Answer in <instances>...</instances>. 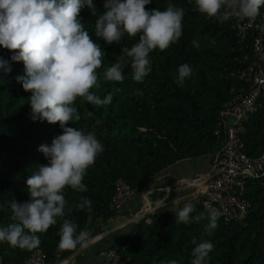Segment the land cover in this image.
Wrapping results in <instances>:
<instances>
[{"label": "trees", "instance_id": "1", "mask_svg": "<svg viewBox=\"0 0 264 264\" xmlns=\"http://www.w3.org/2000/svg\"><path fill=\"white\" fill-rule=\"evenodd\" d=\"M104 2L93 0L97 16L86 6L79 18L104 51L102 66L96 70L98 86L89 91L101 100L111 94L112 100L97 106L77 97L73 106L81 119L67 125L85 133L94 132L104 151L86 171L82 181L86 192L66 186L65 216L57 217L56 224L46 233L37 234L40 245L28 250L0 242V264H23L36 249L45 253V264L67 258L77 247L59 248L63 219L77 223L78 232L87 230L90 236L102 233L105 222L118 211L112 198L119 178L135 190L178 160L206 155H215L217 163L220 160L225 142L223 104L238 94L244 84L236 71L252 61L250 44L255 33L250 30L245 39H238L233 17L220 22L217 17L201 14L195 0H151L145 6L147 10L163 11L169 4L183 9L182 36L166 50L156 49L149 54L152 71L142 82L133 79L130 62L123 66L122 82L106 81L103 74L118 60L121 48L138 43L140 33L134 37L125 34L113 44L96 37L94 24L106 11ZM12 55L13 51L0 46V59L11 67L10 72L0 69V227L13 222L9 202L29 199L26 180L39 165L47 163L38 147L50 145L55 136L62 134L58 122L50 124L31 118V93L17 81L18 76L25 74L24 64L12 61ZM183 64L190 66L191 75L178 85V67ZM257 104L255 111L247 113L239 134L248 157L264 151V93ZM215 130L219 133L215 134ZM165 194V190L152 192L150 209ZM82 196L90 199L91 213L77 208ZM242 198L249 203L245 217L226 221L220 215L210 235L205 231L208 207L196 199L192 202L195 210L190 213V223H177L175 210H154L137 220L122 244L113 248L122 257H129L127 264H166L170 260L192 264L196 244L207 240L214 248L203 264H264V170L246 179ZM201 213L204 219H192Z\"/></svg>", "mask_w": 264, "mask_h": 264}, {"label": "clouds", "instance_id": "2", "mask_svg": "<svg viewBox=\"0 0 264 264\" xmlns=\"http://www.w3.org/2000/svg\"><path fill=\"white\" fill-rule=\"evenodd\" d=\"M151 0H105L106 11L95 20V36L107 44L119 43L121 38L136 36L139 42L131 48L122 47L115 63L104 72L106 81L122 82L123 66L130 62L133 79L142 82L152 71L149 54L156 49L166 50L182 36V8L169 4L163 11L146 9ZM196 9L208 17H217L220 22L234 16L255 18L264 6V0H195ZM87 6L93 16L97 10L93 0H0V46L13 51L11 60L22 61L24 75L18 76L26 92L32 119L59 123L62 134L55 136L51 144H41L38 151L47 159L26 180L29 199L23 203L10 201L12 223L0 227V242L12 247L34 249L41 243L38 233H46L56 224L57 217L65 216L67 200L64 189L70 186L78 192H86L82 183L87 169L95 163L104 146L92 131L67 126L81 119L73 106L77 97L101 106L112 100L109 94L101 100L89 90L98 86L97 69L102 66L104 51L95 43L81 22L80 12ZM196 47L199 44L193 41ZM127 58V59H126ZM0 69L10 72L8 61L0 59ZM191 75L187 64L178 67L176 83L182 84ZM119 91V89H115ZM184 202L183 207L179 205ZM176 222L190 223L194 204L183 197L173 201ZM79 209L92 212L91 201L80 197ZM220 212L208 208V224L205 231L210 235L217 227ZM203 213L195 221L204 219ZM78 224L63 219L59 230V248L86 247V233L78 230ZM193 243L196 244L195 239ZM210 241L196 244L192 264H203L213 250ZM161 264H165L164 261ZM166 264H178L170 260Z\"/></svg>", "mask_w": 264, "mask_h": 264}, {"label": "built area", "instance_id": "3", "mask_svg": "<svg viewBox=\"0 0 264 264\" xmlns=\"http://www.w3.org/2000/svg\"><path fill=\"white\" fill-rule=\"evenodd\" d=\"M233 27L240 40L245 39L250 30L255 33L250 44L252 61L236 71L244 84L238 94L223 104L225 142L217 171L194 194L205 207L219 210L226 221L245 217L249 206L242 198L245 181L264 170V151L248 157L242 150L243 141L239 136L247 113L256 110L258 97L264 93V11L255 18L234 16ZM214 133L219 132L215 130ZM116 187L112 201L119 209L133 190L122 178L117 180ZM84 232L89 234L87 230ZM100 254L105 264H127L129 261V257H122L116 248L103 249ZM45 258V253L36 249L23 264H45Z\"/></svg>", "mask_w": 264, "mask_h": 264}, {"label": "crops", "instance_id": "4", "mask_svg": "<svg viewBox=\"0 0 264 264\" xmlns=\"http://www.w3.org/2000/svg\"><path fill=\"white\" fill-rule=\"evenodd\" d=\"M215 157L206 155L178 160L143 181L123 202L116 214L105 222L102 233L96 236L87 234L86 247L78 245L67 258L56 264H105V258L100 252L106 248L120 246L133 230L135 222L146 213L154 210H174L172 201L176 197H183L191 202L196 200L194 194L198 188L217 171L218 163ZM157 190H165L166 194L150 209L149 196ZM183 204L182 201L179 206L183 207Z\"/></svg>", "mask_w": 264, "mask_h": 264}]
</instances>
